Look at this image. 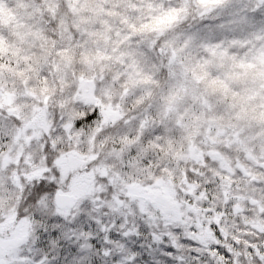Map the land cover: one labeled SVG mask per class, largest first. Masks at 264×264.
I'll list each match as a JSON object with an SVG mask.
<instances>
[{
	"label": "snow or ice",
	"instance_id": "6c2138e0",
	"mask_svg": "<svg viewBox=\"0 0 264 264\" xmlns=\"http://www.w3.org/2000/svg\"><path fill=\"white\" fill-rule=\"evenodd\" d=\"M115 2L0 0V264H264V0Z\"/></svg>",
	"mask_w": 264,
	"mask_h": 264
},
{
	"label": "rangeland",
	"instance_id": "374dc122",
	"mask_svg": "<svg viewBox=\"0 0 264 264\" xmlns=\"http://www.w3.org/2000/svg\"><path fill=\"white\" fill-rule=\"evenodd\" d=\"M9 6L12 9L13 13H20L23 14L24 10L23 9H17L14 3V0H9ZM113 12H116L117 9L120 10V13H122L123 15L127 16L129 15L131 9L129 8V6L126 3H117L114 0V3L111 5ZM6 16H10L11 14L8 13L7 11L5 12ZM80 16L83 19L84 23L88 24V25H92L94 23H98L101 21V17L99 15V6L97 3V0H87V3H85L80 11ZM115 19V16H109L107 17V20L100 23V27L97 30V32H100V37L98 38V41L96 42V46H101V47H106L109 45V36H112V39L115 40V36L112 34L111 30L109 29V23ZM28 22H30V17H26L25 18V27L22 29V33L24 34V43L20 44L19 46L21 48H25L27 47V42L30 40L35 39L33 36H31L29 34L30 29H28L27 24ZM139 18H137L136 23H139ZM93 35V34H92ZM90 35L89 38H91V40L88 42V45L91 43V41L93 40V36ZM34 50V55L31 56V60L34 63L40 64L42 62V56L40 55L41 52V47L39 46L38 40L36 41V44L34 45L33 48L29 49V51H33ZM229 76H233V75H229ZM229 76L227 78V86L229 87ZM239 81L233 85V89L237 90L239 92V96L241 98V100H233L234 103H237L238 105H244L245 107H255L256 104L258 103L257 100L255 99H249V96L252 95V89L254 87L253 83H252V77L251 76H237ZM205 81L202 82L201 87L204 88L209 94H215L218 95L216 93H213L212 91H208L205 87L204 84ZM219 90V94L222 95L224 92V87L222 85L217 84L216 88Z\"/></svg>",
	"mask_w": 264,
	"mask_h": 264
},
{
	"label": "trees",
	"instance_id": "16d2710c",
	"mask_svg": "<svg viewBox=\"0 0 264 264\" xmlns=\"http://www.w3.org/2000/svg\"><path fill=\"white\" fill-rule=\"evenodd\" d=\"M30 33V32H29ZM100 32L95 31V33L92 35L93 36V40L91 41V43L89 44L90 47L95 48L96 47V42L98 41V38L100 37ZM139 34V33H137ZM91 40V38H88V42ZM87 42V43H88ZM39 46L41 47V52L40 55L42 56V62L44 61V58L49 54V52L51 51V42L49 41L47 44L44 43L43 40H38ZM13 59H15V57H13ZM40 63V64H41ZM239 81L238 77L236 75L233 76H229V88L233 89V85L236 84ZM206 89L209 91H212L213 93H216L218 95L219 94V90L218 88H216V85L218 84L220 87L219 83H215V84H210L208 81L204 82ZM229 99H232L231 97V93L229 92ZM234 100H241L240 96H236ZM254 108V107H250Z\"/></svg>",
	"mask_w": 264,
	"mask_h": 264
}]
</instances>
